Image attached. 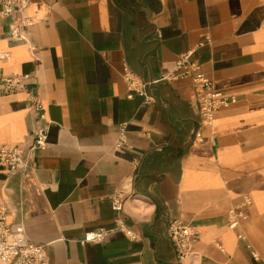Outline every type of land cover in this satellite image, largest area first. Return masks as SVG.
<instances>
[{"label":"crops","instance_id":"obj_1","mask_svg":"<svg viewBox=\"0 0 264 264\" xmlns=\"http://www.w3.org/2000/svg\"><path fill=\"white\" fill-rule=\"evenodd\" d=\"M2 9L0 145L26 146L44 123L30 93L50 126L29 170L0 164V204L47 244L51 264H178L172 217L200 232L185 264H264V0H30ZM15 17L23 37L11 35ZM184 52L235 97L211 124L191 77L155 81ZM126 68L153 100L131 89ZM9 76L22 84L5 94ZM124 185L132 194L118 212L112 194ZM247 196L230 228L229 209ZM99 228L110 230L103 240L82 241Z\"/></svg>","mask_w":264,"mask_h":264},{"label":"built area","instance_id":"obj_2","mask_svg":"<svg viewBox=\"0 0 264 264\" xmlns=\"http://www.w3.org/2000/svg\"><path fill=\"white\" fill-rule=\"evenodd\" d=\"M30 0H0L3 5L2 14H12L14 9L22 10L27 7ZM20 18L15 17L11 35L14 38L23 37L20 29ZM190 52L181 53L177 59L173 70L162 72L158 79H176L179 77H191L198 94V103L201 112L202 122L211 124L214 121L216 111L223 105L235 100V97L226 96L225 92L216 88L213 78L200 68L196 60H192ZM126 76L132 90L137 91L145 97V100H153L152 94L145 89V83L131 69L126 68ZM22 78L9 76L4 78V93L11 94L21 88ZM30 108H33L44 123L35 130L32 141L26 145L2 144L0 145V164L7 167L8 173L26 172L30 169L38 150H43L48 145V133L50 122L45 116V106L41 99L33 93L27 97ZM125 130L120 128L117 146L124 142ZM132 193L128 190V185L112 194V206L114 210L120 212L124 209V204L128 196ZM251 198L247 196L238 205L232 206L228 211V226L237 228L241 224L246 213V206L250 204ZM8 206L0 204V264H51L45 243L31 240L25 229L24 219L12 223L8 217ZM117 226L124 229L131 238H137L138 233L124 226L119 218L116 219ZM110 230L99 228L86 231L82 241L103 240ZM167 233L171 239L177 255L178 264H185L189 257L195 252V247L200 239V232L179 217H172L168 222ZM254 257L258 258V252H254Z\"/></svg>","mask_w":264,"mask_h":264}]
</instances>
